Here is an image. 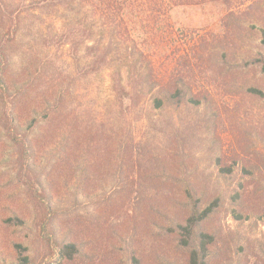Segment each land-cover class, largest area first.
I'll use <instances>...</instances> for the list:
<instances>
[{"label":"rangeland","instance_id":"1","mask_svg":"<svg viewBox=\"0 0 264 264\" xmlns=\"http://www.w3.org/2000/svg\"><path fill=\"white\" fill-rule=\"evenodd\" d=\"M12 1L14 5L10 10L13 17H17L20 29L13 46L14 70L36 69L43 71L44 81H47L49 73L55 80H62L66 94L70 95L65 101H70L69 108L73 111L70 115L76 114L77 122L81 124L78 130H86L85 125L92 122L94 131H98L102 130L100 125L105 124V129L112 127L122 137H132L135 145L143 146L145 153L158 151L162 157L157 163H152L156 167L168 169L171 166L172 169L174 159L169 156L168 150L175 146L171 135L174 126L179 124L178 115L167 108L152 109L148 100L138 104L129 100L121 103L113 88L111 70L101 69L84 74L88 61L83 53L84 45L80 46L78 53H74L69 43L63 41L69 32L67 24L74 17L87 13V20L92 18L90 7L84 0H76L71 10L64 11L35 8L36 2L41 0L25 5ZM256 1L254 8H248L249 0L243 6L234 7L235 15L232 16L218 2L174 6L166 14L170 28L167 31L163 28L165 35L161 37L144 33V22L134 20L129 28L130 36L136 43L128 40L119 51L121 54L124 47L140 48L148 53L154 74L162 73L168 67L176 76H186L196 91L203 88L210 92L217 118L216 127L202 133L201 142L195 144L196 150L189 153L186 159L184 156L186 171L190 172L191 179L200 173L207 179L209 176L210 184L215 182L227 192L239 179L250 192L243 198L247 217L236 219L233 216L231 210L236 208V202L231 200L229 192L222 207L207 222V228L216 233L213 264H264V100L241 89L242 84L264 89V74L229 70L221 59V54L225 52L227 63L235 64L258 50L257 29L264 26V11L260 10L264 9V0ZM86 42L90 43L89 40ZM201 42L205 50L199 48L198 43ZM134 55L139 58L138 64L145 63V56H140L138 52ZM121 72L122 83L125 84L131 74H127L125 69ZM41 130H44L43 126ZM37 136V142L42 140L45 143L47 138L43 137L42 131ZM103 139L105 137L100 135L96 140L98 157L85 160L87 167L74 160L75 155L69 160V165L59 164L54 159L46 167L44 165V178L53 194V211L47 214L43 213L38 203L30 200L23 186L17 184L14 173L0 169V220L11 212L25 220L21 227L6 226L0 222L2 250L10 252L12 242H22L28 246L31 264H57L56 256L48 254L42 239L49 230L55 229L59 240L68 232L75 235L79 232L82 239L92 242L84 247L83 254L67 264H128V249H132L143 264L185 263L187 251L176 248L170 236L166 232L159 233L150 222V219H156L153 216L155 199L165 201L168 198L166 208L170 194L182 202L180 191L172 190V186L178 183L162 181V176L158 177L162 170H158L154 182L147 180L132 186L134 190L140 187V194L133 192L125 196L117 190L113 191L115 184L107 183L111 177L108 175L107 159L102 158ZM5 145L9 144L2 147ZM36 153L35 174L49 158L45 153ZM235 155L250 160L247 165L254 171L250 175L252 177L242 176L238 165L241 160L237 165H231V175L219 174L215 168L216 157L220 156V164L230 165L229 160ZM174 168L169 172L179 176L176 164ZM195 182L199 186L203 183L200 177H196ZM236 209L241 210V206ZM169 210L181 218L187 208L182 204L170 205ZM48 219L50 224L42 228ZM157 220L160 224L163 219L159 217ZM132 225L135 227H130ZM125 232L127 234L124 235Z\"/></svg>","mask_w":264,"mask_h":264},{"label":"trees","instance_id":"2","mask_svg":"<svg viewBox=\"0 0 264 264\" xmlns=\"http://www.w3.org/2000/svg\"><path fill=\"white\" fill-rule=\"evenodd\" d=\"M75 1L41 0L36 2L34 7L53 11L71 10ZM245 1L84 0L90 7L92 18L87 20L88 14L84 13L80 17H74L67 24L69 32L68 36H64L63 41L69 43L74 53H78L80 46L84 45L83 53L88 57L84 74L109 69L113 88L121 103L129 100L133 104H138L143 100H148L152 109L167 108L176 116L178 115L179 124L174 126L171 135L175 146L168 150L169 156L172 160L174 159V167L176 164V170L180 173L176 176L169 172L174 167L171 169V166H168V169H165V167H156L157 165L152 164L157 163L162 157L158 151L145 153L142 151L143 146L135 145L132 137H122L112 127L105 129L107 125L104 124L100 125L102 130L94 131L91 122L85 125L86 130H78L81 124H78L76 114L70 115L73 113L69 108L70 101L65 102L70 95L66 94L62 80H55L48 72L49 75H46L48 82L44 81L43 71L36 69L14 70L13 46L20 31L17 27L19 21L17 17H13V11L10 10L14 2L0 0V169L5 168L14 173L17 184L23 186L30 200L38 203L43 213L47 214L53 211L51 209L53 194L49 190L47 179L44 178V168L49 164L48 162L54 159L55 162L64 166L65 163L69 165V160L75 155L74 160L80 164L83 163V167H87L85 160L98 157L96 140L103 135L105 146L102 158L107 159L108 175L111 176L107 183L115 184L113 191L117 190L125 196H130L133 192L140 194L141 188L134 190L132 186L147 180L154 182L157 177L155 172L162 170L158 177L162 176L164 182L178 183L172 186V190L180 191L182 202L174 194H170L169 206L166 208L168 198H165V201L155 199L153 216L156 219H150L152 226L156 227L154 229H157L159 233L166 232L176 248L187 251L184 264H213V258L216 255L214 249L216 233L215 230L207 228V222L222 207L229 192L231 200L236 202V208L241 206V210L236 208L231 210L233 216L236 219L247 217L243 198L249 196L250 192L239 179L231 191L227 192L215 182L210 184L209 176L207 179L200 173L192 176L193 179H191L190 172L186 171L185 159L190 156L189 153L196 150L195 144L201 142V134L216 127L217 118L212 107L210 92L203 88L196 91L190 80L185 78L186 76H176L168 70V67L162 73L154 74V67L150 64L148 53L140 48L124 47L126 51L124 50L121 54L119 51L122 48L121 45L128 40L136 43L130 36L131 28H129L134 20L144 22L146 28L144 33L161 37L165 35L163 28L166 31L170 28L166 14L174 6L218 2L225 6L227 13L232 16L235 15L234 7L243 6ZM249 1L248 8H254V5H257L256 0ZM33 2L34 0H17V3L24 5ZM260 6L262 7L261 3ZM260 10L264 11L262 8ZM225 25L232 26L230 23H225ZM226 33H228L227 30ZM88 40L90 43L86 42ZM257 42L259 48L253 52L254 54L242 57L235 64H228L226 53L223 52L222 61L229 66V70L236 69L244 74L249 71L264 74V26L257 29ZM198 45L201 50H205L203 42ZM135 52L146 57L143 65L138 64L139 58L134 55ZM200 56H197L198 59ZM122 69H125L127 74H131L129 81L125 84L122 83ZM241 89L244 93L264 100L263 88L253 84H242ZM182 113L183 117H181ZM169 119L171 123L172 119ZM42 126L44 130H41ZM40 131L43 132V137L47 138L45 143H42V140L37 142L36 138ZM3 144L9 145L2 147ZM9 148L10 151H8ZM36 151L49 156V161L46 160L41 164V170L37 174H35L38 156ZM216 158L215 168L222 176L231 175L233 171L231 165H237L240 160L241 163L239 162L238 165L242 176L252 177L250 175L254 174V171H251L247 165L250 163L249 159H242L235 155L229 160L232 164L222 165L220 156ZM257 172L260 174L261 171L257 168ZM196 177H200L203 182L200 186L195 182ZM66 185L67 183L64 187ZM181 204L186 206L187 211L184 216L178 218L169 209L170 205ZM159 217L163 219L160 224L157 223ZM39 219L43 221L42 217ZM0 222L6 226L21 227L25 224L22 216L13 212L9 216L2 217ZM46 224H50V219L43 223L42 228H45ZM133 234L134 231L131 238ZM57 235L58 231L51 229L42 236L48 254L56 256L57 264H67L74 257L83 254L85 246L92 244L90 240L82 239L79 232H76V235L68 232L64 234L62 240H59ZM1 247L0 244V264L32 263L31 256L27 254L28 246L22 242H12L10 252L2 250ZM126 257L128 264H143L142 259L133 253L132 249L126 251Z\"/></svg>","mask_w":264,"mask_h":264}]
</instances>
